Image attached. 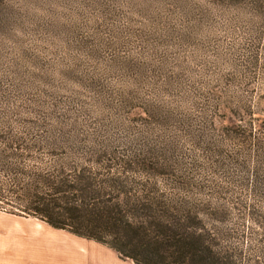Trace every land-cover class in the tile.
<instances>
[{
  "label": "rangeland",
  "instance_id": "1",
  "mask_svg": "<svg viewBox=\"0 0 264 264\" xmlns=\"http://www.w3.org/2000/svg\"><path fill=\"white\" fill-rule=\"evenodd\" d=\"M0 94L13 125L49 140L151 156L264 264V0H0ZM4 221L13 252L53 236L31 215Z\"/></svg>",
  "mask_w": 264,
  "mask_h": 264
},
{
  "label": "trees",
  "instance_id": "2",
  "mask_svg": "<svg viewBox=\"0 0 264 264\" xmlns=\"http://www.w3.org/2000/svg\"><path fill=\"white\" fill-rule=\"evenodd\" d=\"M3 98L0 209L103 243L132 264H248L245 254L257 251L207 220L195 192L181 187L180 177L161 178L171 170L151 156L118 155L63 131L49 140L48 129L13 125ZM39 150L52 156L50 170L24 166Z\"/></svg>",
  "mask_w": 264,
  "mask_h": 264
},
{
  "label": "crops",
  "instance_id": "3",
  "mask_svg": "<svg viewBox=\"0 0 264 264\" xmlns=\"http://www.w3.org/2000/svg\"><path fill=\"white\" fill-rule=\"evenodd\" d=\"M8 226L5 221L0 224L2 230ZM40 230L50 231L53 236L39 235V252H32L29 256L25 250L21 252L24 247L13 252L10 246L4 245L0 247V264H31L30 259L39 260V264H132L130 259L119 256L114 249L93 239L70 232L55 236L54 233H60L62 229L47 224L39 226Z\"/></svg>",
  "mask_w": 264,
  "mask_h": 264
}]
</instances>
